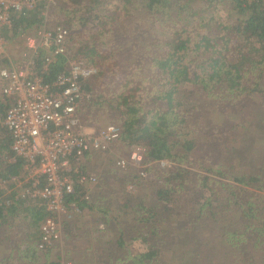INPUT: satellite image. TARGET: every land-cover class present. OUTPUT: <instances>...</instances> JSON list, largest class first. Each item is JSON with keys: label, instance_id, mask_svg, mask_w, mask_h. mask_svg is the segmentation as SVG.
I'll list each match as a JSON object with an SVG mask.
<instances>
[{"label": "trees", "instance_id": "16d2710c", "mask_svg": "<svg viewBox=\"0 0 264 264\" xmlns=\"http://www.w3.org/2000/svg\"><path fill=\"white\" fill-rule=\"evenodd\" d=\"M218 3L226 8V13L235 15L234 22L228 23L225 16L218 15L213 8ZM54 6L58 15L63 18V21L54 25L61 24L68 30L71 46L69 45L64 56L50 62L43 80L51 83L58 74L66 72L71 60H81L96 71L92 79L83 85L90 100L79 110L80 116L90 121L105 111L122 114L124 120L119 138L122 145L142 146L147 161L174 164L161 177V187L155 191V198L166 204H173L174 201H179L180 194L187 187H192V191V184L201 185L199 179L189 176L192 171L190 167L194 165L210 174H221L222 167H206L208 159L194 160L192 157V152L199 144L198 136L205 126L202 124L203 114L198 111L193 93L186 86L200 87L215 104L220 102L232 106L237 100L244 101L251 96L264 97L262 2L55 0ZM47 12L49 9L45 10L40 6L27 17L15 21L11 29L4 31L5 39L10 40L33 28L37 30L46 26L43 14ZM143 23L145 29L137 27ZM149 25H159L169 31V36L163 39V33L154 35L148 29ZM135 40L138 42L133 44ZM115 43H120L117 50L112 48ZM132 45L139 49L131 47ZM134 50L136 53H133ZM119 53H126L124 57L132 55L134 69L122 68ZM43 56L44 53L40 52L35 59L38 69ZM11 102V98L0 96V120ZM10 145V135L0 127V180L19 176L21 162H7L11 156ZM82 171H85L84 168ZM228 173L232 182L227 185L229 191L226 193L224 190V194L228 195L229 213H232L228 218L235 217L242 224L231 232L224 227L227 238L223 244L227 249L247 244L251 248L258 247V252L262 253L264 210L261 207L264 209V180L257 174V177H253L254 174L239 176ZM257 181L258 186H254L253 183ZM253 187L258 188L257 194ZM244 188L248 190H243ZM16 191L0 201V232L5 225L12 223L11 219L17 220L20 217L31 235L39 230L43 220L50 214L38 202L21 200ZM243 191L249 193L244 195ZM193 193L194 190L190 192ZM82 195V189L78 188L68 198V202L84 203L81 201ZM215 203L210 197L207 202H195L193 207L199 208L194 213L198 214L197 217L206 213L209 220H214V215L218 214L214 212ZM20 207L23 209L17 210ZM198 227L208 229L204 225ZM192 229L190 236L180 234L185 239L191 238L192 232H197L195 225ZM153 230L151 234L156 231ZM29 237L23 239L24 245L30 244ZM185 241L189 243V240ZM142 242L148 244L145 239ZM118 245H122L123 250L126 243L120 239ZM147 250L149 251L138 255H130L128 250L122 256V264H126V261H129L127 264H153L156 253L151 245ZM179 255L184 257L174 259L180 260L182 264H191L189 260H195L193 253ZM231 258L233 264H236L233 255ZM236 258L240 259L239 256Z\"/></svg>", "mask_w": 264, "mask_h": 264}, {"label": "rangeland", "instance_id": "374dc122", "mask_svg": "<svg viewBox=\"0 0 264 264\" xmlns=\"http://www.w3.org/2000/svg\"><path fill=\"white\" fill-rule=\"evenodd\" d=\"M213 8L218 15L225 16L228 23L234 22L235 15L226 13V8L221 3ZM61 20L63 18L58 15L55 6H51L45 19L46 27L51 28ZM138 26L145 29V23ZM35 29L23 35L32 34ZM148 29L154 35L163 33V39L169 36V31L159 25H149ZM23 35L11 39L13 42L7 41L12 43L11 53L15 59L25 49ZM136 42L138 40L133 44ZM69 45L71 46L70 40ZM118 45L115 43L112 48L117 50ZM131 47L139 49L136 45ZM124 56L126 53L118 54L122 68L134 69L132 55ZM186 89L193 93L198 111L203 114L202 124L205 126L198 136L199 144L192 152V157L194 160L208 159L206 167H222V175L210 174L195 165L190 167L192 171L189 176L199 179L201 185L192 184L195 193L190 194L193 190L190 191L192 187L189 186L180 194L179 201L166 204L155 198V191L161 187V177L174 164L169 163L170 168H167L164 162L154 163L146 169L144 178H138V171L133 168H127L122 173L116 171L114 162L118 158L127 159L131 149V146L117 141L108 152L97 153L95 156L94 171L98 184L91 190L92 201L89 206L80 203L79 213L72 216L70 221L63 222L61 242L55 244L49 254L40 255L33 251L39 238V230L30 235L20 217L17 220L11 219L12 223L5 225L0 232V264H61L65 261H70V264H122V256L128 250L130 255H138L149 251L147 248L150 245L156 253V258L152 259L153 264H182L174 257L179 259L184 257L179 254L187 253L195 256V260H189L191 264H233L232 255L236 264H264V249L261 247L262 253L258 252V247L251 248L247 244L231 249L225 248L223 244L227 238L224 227L231 232L242 224L235 217L228 218L232 214L229 213L228 195L224 194L229 191L227 185L232 184L228 172L239 176L254 174L253 177H257V174L264 180V97L251 96L244 101L237 100L231 106L220 102L215 104L200 87L187 85ZM81 119L90 132L110 124L122 128L124 120L122 114L107 111L97 114L90 121ZM144 164L147 165V162ZM257 184L258 181L253 183L254 186H258ZM253 188L257 194L258 188ZM246 192L249 193L243 191L242 194L246 195ZM209 197L216 201L214 212L218 214L214 215V220H209L206 213L202 217H197L198 214L194 213L199 207L194 208L193 204L207 202ZM21 209L23 208H17ZM261 210L264 209L261 207ZM92 212L101 217L96 220V224L91 216ZM194 225L197 232H192L193 237L185 239L181 234L190 236ZM200 225L208 229L198 227ZM153 229L156 231L151 234ZM28 237L30 244L27 246L23 244V239ZM120 239L126 243L123 250L122 245H118ZM143 239L148 244H144ZM185 240H189V243H185ZM127 262L129 263L126 261V264Z\"/></svg>", "mask_w": 264, "mask_h": 264}, {"label": "built area", "instance_id": "2783aa9c", "mask_svg": "<svg viewBox=\"0 0 264 264\" xmlns=\"http://www.w3.org/2000/svg\"><path fill=\"white\" fill-rule=\"evenodd\" d=\"M260 1L264 8V0ZM54 4L55 0H0V96L12 99L0 124L11 137L8 164L21 162L19 176L0 180V201L19 190L21 200L38 202L50 214L39 228L35 251L40 255L49 254L61 242V225L79 213L80 203L68 202L76 189H82L81 201L87 206L92 201L91 190L98 181L82 171L86 157L108 152L122 133V128L113 124L86 133L79 110L90 95L83 85L96 71L83 61H69L66 72L51 83L43 80L50 62L68 51L70 34L62 25L22 34L25 49L17 59H10L4 31L40 6L47 10ZM43 15L46 19L47 13ZM40 52L44 56L38 69L35 59ZM154 163L147 161L142 146L134 145L127 159L114 162V169L122 173L133 168L138 178H144Z\"/></svg>", "mask_w": 264, "mask_h": 264}, {"label": "crops", "instance_id": "0c3cea01", "mask_svg": "<svg viewBox=\"0 0 264 264\" xmlns=\"http://www.w3.org/2000/svg\"><path fill=\"white\" fill-rule=\"evenodd\" d=\"M54 26V25H53ZM34 32V31H33ZM3 37H4V34H3ZM5 38V37H4ZM6 40V39H5ZM7 41H11V42H13V40H6V43H7V46H8V48H7V53H8V55H9V57H10V59L12 58V59H14L15 60V56H14V54H12L11 53V47H12V43H10V42H7ZM11 46V47H10ZM13 48V47H12ZM82 121V120H81ZM83 122V121H82ZM84 123V122H83ZM89 124V123H88ZM1 127V126H0ZM3 127V126H2ZM85 131H86V133L88 132V133H92V132H90V130L87 128V127H85ZM95 156H97V153H92V154H89L88 156H87V158H86V161H85V167H84V172L86 173V174H90V175H93V176H96V172L94 171L95 169H94V162H95ZM94 210V209H93ZM107 214L109 215V213L107 212ZM91 216H93V219H94V224H96V220H98V218H99V215H93V212H92V214H91ZM101 218V217H100ZM99 218V219H100Z\"/></svg>", "mask_w": 264, "mask_h": 264}]
</instances>
